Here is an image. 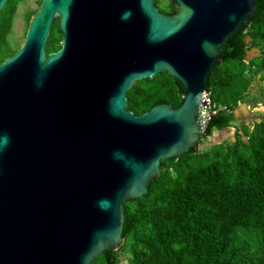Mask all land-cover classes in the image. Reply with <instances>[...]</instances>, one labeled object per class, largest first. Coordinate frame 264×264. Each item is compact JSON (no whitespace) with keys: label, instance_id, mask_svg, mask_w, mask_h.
Here are the masks:
<instances>
[{"label":"water","instance_id":"water-1","mask_svg":"<svg viewBox=\"0 0 264 264\" xmlns=\"http://www.w3.org/2000/svg\"><path fill=\"white\" fill-rule=\"evenodd\" d=\"M172 1L166 14L155 0H41L0 62V264H90L117 249L123 202L197 145L206 79L261 5ZM55 17L61 45L46 52ZM160 71L181 103L127 109L132 84Z\"/></svg>","mask_w":264,"mask_h":264},{"label":"trees","instance_id":"trees-1","mask_svg":"<svg viewBox=\"0 0 264 264\" xmlns=\"http://www.w3.org/2000/svg\"><path fill=\"white\" fill-rule=\"evenodd\" d=\"M20 1L7 0L0 9V62L18 48L8 34ZM258 1L254 17L224 42L226 52L235 49V55L223 57L206 79L216 112L197 145L160 160V173L148 191L123 202L121 245L102 251L90 264H120L122 259L127 264H264V114L250 126L233 125V111L249 95L251 79L259 74L264 82V0ZM35 10L26 14L27 24ZM174 10L172 0L159 9ZM59 38L55 19L46 52L59 47ZM252 48L258 52L247 57ZM183 94L171 74L160 71L132 84L126 108L139 115L156 101L176 107ZM233 126L232 140L202 152L197 147L213 131Z\"/></svg>","mask_w":264,"mask_h":264},{"label":"rangeland","instance_id":"rangeland-1","mask_svg":"<svg viewBox=\"0 0 264 264\" xmlns=\"http://www.w3.org/2000/svg\"><path fill=\"white\" fill-rule=\"evenodd\" d=\"M166 0H158L157 7L162 9ZM38 7V0H21L16 7L12 23L10 27V33L8 34V41L12 46L19 47L25 36V30L27 27L26 14ZM248 39V38H246ZM257 48H252L248 52V56L256 54ZM250 72L246 75L250 76ZM264 114V82L259 79V74L255 75L251 79V87L249 95L245 96L243 101L238 104L236 109L233 111L234 121L233 125L241 126L242 124L251 125L254 120L260 119L261 115ZM234 127H229L221 131H213V133L204 138L201 143L198 144L200 151L209 149L216 145L218 141L232 140L234 135ZM120 264H127L125 259L121 260Z\"/></svg>","mask_w":264,"mask_h":264},{"label":"built area","instance_id":"built-area-1","mask_svg":"<svg viewBox=\"0 0 264 264\" xmlns=\"http://www.w3.org/2000/svg\"><path fill=\"white\" fill-rule=\"evenodd\" d=\"M215 112L216 110L211 106L209 93L207 91L202 92L198 114L199 123L202 130H205L208 120Z\"/></svg>","mask_w":264,"mask_h":264},{"label":"flooded vegetation","instance_id":"flooded-vegetation-1","mask_svg":"<svg viewBox=\"0 0 264 264\" xmlns=\"http://www.w3.org/2000/svg\"><path fill=\"white\" fill-rule=\"evenodd\" d=\"M155 2H156V0H155ZM40 3H41V1H40ZM40 3H38V7H39V4H40ZM155 4H156V3H155ZM38 7L36 8V10L38 9ZM36 10H35V11H36ZM158 10H159V9H158ZM30 17H31V16H30ZM55 19H56V21H57V26H58V17H55V18L53 19V21H54ZM52 23H53V22H52ZM27 26H28V24H27ZM26 30H27V27H26ZM26 30H25V33H26ZM58 31H59V29H58ZM59 33H60V38H59L58 44H59V47H60V45H61V41H62V33H61L60 31H59ZM49 34H50V33H49ZM48 37H49V35H48ZM48 37H47V39H48ZM46 41H47V40H46ZM59 47H58V48H59ZM58 48H57V49H58ZM57 49H56V50H57ZM56 50H53V51H56ZM50 52H52V51H50Z\"/></svg>","mask_w":264,"mask_h":264},{"label":"clouds","instance_id":"clouds-1","mask_svg":"<svg viewBox=\"0 0 264 264\" xmlns=\"http://www.w3.org/2000/svg\"><path fill=\"white\" fill-rule=\"evenodd\" d=\"M129 15H130V13H125L123 18L126 19ZM6 144H7V139H5V141H4V146H6Z\"/></svg>","mask_w":264,"mask_h":264},{"label":"crops","instance_id":"crops-1","mask_svg":"<svg viewBox=\"0 0 264 264\" xmlns=\"http://www.w3.org/2000/svg\"><path fill=\"white\" fill-rule=\"evenodd\" d=\"M216 132V131H215Z\"/></svg>","mask_w":264,"mask_h":264}]
</instances>
